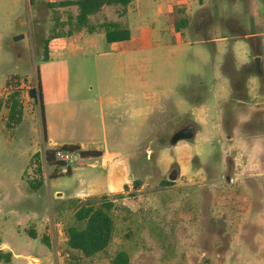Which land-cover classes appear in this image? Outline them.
<instances>
[{
	"label": "rangeland",
	"instance_id": "obj_1",
	"mask_svg": "<svg viewBox=\"0 0 264 264\" xmlns=\"http://www.w3.org/2000/svg\"><path fill=\"white\" fill-rule=\"evenodd\" d=\"M161 1L128 7L122 23L150 31L137 44L103 41L86 57L49 50L56 31L74 28L72 12L60 20V9L44 8L31 24L29 7L23 27H0V264H109L120 251L130 264H264V0H189L174 35L177 19L156 15ZM38 82L44 126L29 97ZM105 97L114 103L107 133V114L137 108V140L126 150L127 189L107 194L116 204L112 242L86 258L67 249L64 230L80 205L103 195L69 199L92 177L91 161L50 165L44 152L61 139L101 141L95 99ZM13 102L18 120L9 117ZM87 121L92 132L79 131ZM186 125L194 137L171 145Z\"/></svg>",
	"mask_w": 264,
	"mask_h": 264
},
{
	"label": "crops",
	"instance_id": "obj_2",
	"mask_svg": "<svg viewBox=\"0 0 264 264\" xmlns=\"http://www.w3.org/2000/svg\"><path fill=\"white\" fill-rule=\"evenodd\" d=\"M63 1H73V0H0V18L2 16V31L4 32H14L13 29L18 27L21 28L25 25L24 13H28L29 7L31 9V24L37 19V16L41 14L40 12L44 8H49L53 10L60 9V20H68L70 15L68 12H72L71 16L74 18L77 14V10L74 6L71 7H49V4H56ZM189 0H162L159 3L156 15L161 16L166 21L179 19L178 17V8L181 5H185ZM196 3H202V0H193ZM205 1V0H204ZM207 2H213L206 0ZM135 3V4H134ZM139 3V0H133L126 7L120 5H105L101 10L89 16V25L90 30L87 28L67 30L65 33H58L56 31L49 40V50L53 52H72V57H78L76 53H82L83 57H86L88 52H100L101 43L104 41L105 44H108L105 40V31L103 28L104 22L116 23L121 27L126 28L130 32V39L127 41L115 42L108 44L111 49L118 48L119 45L123 44H137L143 36L150 34V31L147 29L138 30L131 32L128 25L125 23L128 22L125 20V23H122L123 17L127 14L128 11H133V7ZM177 17V18H176ZM183 19H187L184 16ZM29 23V24H30ZM173 28H169L170 34H179L181 32H176L174 29V23L172 24ZM12 30V31H11ZM3 33H1L2 35ZM226 39L223 37L218 40V48L223 47ZM51 52L48 55H51ZM20 58V57H19ZM126 96V95H125ZM99 106V111L101 114V122L103 128V138L101 141H92L88 145L77 144L72 141V139H61L65 140L60 143L59 146L69 145V146H78L80 150L83 151H97L101 155L100 157L95 158H80L76 163L83 165V160H90V167L93 169V174L88 181H84L81 184V188L77 191L76 195L69 199L82 200L88 197H94L101 194H114L120 191L124 185H128L130 180L129 171L125 167L130 162L131 152L126 151L128 149H133L135 141L137 140V123H133V120L137 118V108L136 115L133 116V113L125 112L123 115L118 114H107L109 117V134L107 133L105 125V110L108 107H113L114 103L111 98H96L95 99ZM127 119L129 122L122 123L121 119ZM89 133L92 132V127L87 121L85 126L79 127L80 129ZM77 129V128H76ZM46 139V138H45ZM51 145H46L47 147L57 146L56 141H53L52 138H49ZM67 173L70 174V168H68ZM55 177L49 179L46 183L47 186H51V181ZM2 226H0L1 228Z\"/></svg>",
	"mask_w": 264,
	"mask_h": 264
},
{
	"label": "trees",
	"instance_id": "obj_3",
	"mask_svg": "<svg viewBox=\"0 0 264 264\" xmlns=\"http://www.w3.org/2000/svg\"><path fill=\"white\" fill-rule=\"evenodd\" d=\"M133 0H73L63 1L56 4H49V7H71L74 6L77 14L74 17V28L82 29L87 28L90 30L89 16L98 13L105 5H120L126 7ZM175 21V20H174ZM186 19L179 18L174 23L176 32H181L185 27ZM103 28L105 31V40L108 44L127 41L130 39V32L126 28L121 27L119 24L104 22ZM47 43V42H46ZM44 59H47V53L44 51ZM38 93L40 94L39 109L41 114L42 125V99L41 90L38 82ZM20 114L19 108L13 102L10 108V119H17ZM58 149L65 151H77L81 158H95L100 157L97 151H83L78 146L62 145ZM55 150H46L44 157L46 162L52 164L53 155ZM56 166H64L63 163L57 162ZM164 184L168 185V182ZM42 185L41 182L37 183L33 188L38 189ZM123 189L126 190L127 186L124 185ZM118 194H113L117 196ZM116 208L114 199L109 195L103 194L100 196L97 203H92L86 200L84 204L80 205L72 214L71 223L65 227V243L68 250L79 252L86 258L93 257L99 253L105 252L112 242L114 234V221L112 211ZM132 234V231H131ZM34 234L31 232L30 237ZM47 241V239H45ZM47 243V242H46ZM109 264H130L129 256L126 252L120 251L110 260Z\"/></svg>",
	"mask_w": 264,
	"mask_h": 264
},
{
	"label": "water",
	"instance_id": "obj_4",
	"mask_svg": "<svg viewBox=\"0 0 264 264\" xmlns=\"http://www.w3.org/2000/svg\"><path fill=\"white\" fill-rule=\"evenodd\" d=\"M29 97L34 99L38 103L39 99H40V94L38 93V89H36L35 87H30L29 88ZM194 134L195 133H194L193 128L189 125H186L183 128L177 130L170 137L169 142L171 145H175L178 141L192 139L194 137Z\"/></svg>",
	"mask_w": 264,
	"mask_h": 264
},
{
	"label": "built area",
	"instance_id": "obj_5",
	"mask_svg": "<svg viewBox=\"0 0 264 264\" xmlns=\"http://www.w3.org/2000/svg\"><path fill=\"white\" fill-rule=\"evenodd\" d=\"M55 150V153L53 155V158L57 162H61L63 164H72L78 161L81 157L79 155V152H73V151H65L60 149H53Z\"/></svg>",
	"mask_w": 264,
	"mask_h": 264
}]
</instances>
